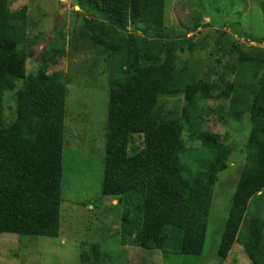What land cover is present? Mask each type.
Segmentation results:
<instances>
[{
	"label": "trees",
	"instance_id": "obj_1",
	"mask_svg": "<svg viewBox=\"0 0 264 264\" xmlns=\"http://www.w3.org/2000/svg\"><path fill=\"white\" fill-rule=\"evenodd\" d=\"M72 1L86 17L76 38L101 49L110 67L102 194L122 207L121 246L150 256L202 257L214 190L231 154L204 128L217 86L197 80L187 62L177 67L176 54L189 46L162 40L170 31L168 0ZM8 3L0 0V234L59 238L68 76L50 69L65 58V44L58 38L40 70L29 74L27 8L12 12ZM240 62L264 72V56L242 54ZM253 90L226 82L218 96L231 99V118L248 115L252 130L217 256L226 261L242 244L252 264H264V219L247 220L250 206L264 199V74ZM7 93L15 101L9 121ZM170 96L184 97L180 117L162 102ZM100 244L83 243L81 264L104 263ZM127 259L122 252L115 264Z\"/></svg>",
	"mask_w": 264,
	"mask_h": 264
},
{
	"label": "rangeland",
	"instance_id": "obj_2",
	"mask_svg": "<svg viewBox=\"0 0 264 264\" xmlns=\"http://www.w3.org/2000/svg\"><path fill=\"white\" fill-rule=\"evenodd\" d=\"M12 12L27 8L28 33L33 38V57L28 73L36 74L43 56L53 49L57 39L65 44V58L57 68L67 78L65 138L59 238L22 237L0 234V264H81L83 243L101 241L105 252L103 264H115L122 252L128 262L119 264H252L242 244H236L226 261L218 258V249L229 217L235 188L246 162L247 144L252 130L248 115L241 120L229 116L231 99L218 98L225 83L239 89L258 87L263 70L246 67L242 54L264 56V0H168L166 25L169 32L163 41L180 40L186 48L176 55V65H193L197 80L216 85L214 98L206 109V131L217 134L231 148L228 169L219 175L207 222L206 241L200 258L163 254H138L134 248L121 246L122 207L117 200L103 196L106 126L109 105L110 67L102 50L94 49L88 40L76 37L83 26L84 15L72 0H9ZM130 34L135 31L129 29ZM152 39L153 36H151ZM235 42V43H233ZM239 46L236 50L235 46ZM259 47L254 49L252 47ZM22 49H27L28 45ZM30 48V47H29ZM233 66L234 71L232 72ZM107 72V74L105 73ZM19 83L18 85H20ZM13 95L6 94L5 118L13 117ZM163 104L178 117L185 106L184 97H167ZM223 109L227 116L220 115ZM186 136V134H185ZM191 144V143H190ZM135 201V200H134ZM253 203V202H252ZM248 218L264 219V199L250 206ZM242 239H246V232ZM116 236V237H112ZM127 239L124 236V239Z\"/></svg>",
	"mask_w": 264,
	"mask_h": 264
},
{
	"label": "crops",
	"instance_id": "obj_3",
	"mask_svg": "<svg viewBox=\"0 0 264 264\" xmlns=\"http://www.w3.org/2000/svg\"><path fill=\"white\" fill-rule=\"evenodd\" d=\"M113 199V198H112ZM116 200V199H115ZM117 204H118V202H117ZM116 208L118 207L117 205L115 206Z\"/></svg>",
	"mask_w": 264,
	"mask_h": 264
},
{
	"label": "clouds",
	"instance_id": "obj_4",
	"mask_svg": "<svg viewBox=\"0 0 264 264\" xmlns=\"http://www.w3.org/2000/svg\"><path fill=\"white\" fill-rule=\"evenodd\" d=\"M261 195V194H260Z\"/></svg>",
	"mask_w": 264,
	"mask_h": 264
}]
</instances>
